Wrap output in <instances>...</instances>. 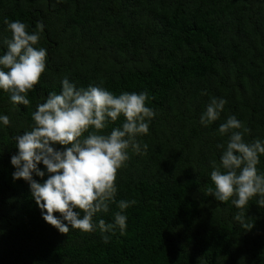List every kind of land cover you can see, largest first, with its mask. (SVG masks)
Instances as JSON below:
<instances>
[{
  "label": "trees",
  "instance_id": "1",
  "mask_svg": "<svg viewBox=\"0 0 264 264\" xmlns=\"http://www.w3.org/2000/svg\"><path fill=\"white\" fill-rule=\"evenodd\" d=\"M5 20L30 33L42 23L36 47L47 60L30 105L0 89V115L10 118L0 122V264H264L259 195L239 209L207 193L215 188L211 162L219 165L223 151L217 145L230 136L220 124L234 115L249 130L245 142L264 141V0H0V55L12 35ZM64 77L77 88L145 92L156 113L136 137L146 152L129 149L115 202L93 218L112 223L118 202L135 200L124 210L123 234L60 233L43 219L29 183L13 180L15 137L31 130V114L61 92ZM212 98L227 103L205 126L200 117ZM124 122L121 115L103 131ZM257 168L264 173V155ZM241 212L250 229L234 219Z\"/></svg>",
  "mask_w": 264,
  "mask_h": 264
},
{
  "label": "clouds",
  "instance_id": "2",
  "mask_svg": "<svg viewBox=\"0 0 264 264\" xmlns=\"http://www.w3.org/2000/svg\"><path fill=\"white\" fill-rule=\"evenodd\" d=\"M4 22L12 35L3 39L7 50L0 55V89L10 94L14 104L28 106L27 94L46 70L47 50L36 47L44 26L39 23L30 33L24 22ZM61 84V92L49 93L31 114V130L15 137L18 152L11 157L16 169L13 180L29 183L43 219L60 233L67 234L70 228L90 233L99 228L102 234H114L118 227L123 234L127 227L124 210L135 200H120L112 223L104 219L94 223L93 218L109 212L110 204L115 202L118 172L130 159L129 149L137 154L146 152L148 145L141 146L136 137L149 132V122L156 113L146 106L145 92L115 95L93 84L77 88L68 77ZM226 103L223 98H212L200 123L207 126L218 120ZM121 115L125 117L122 126L105 134L108 124ZM0 122L10 125L9 116L0 115ZM238 129L243 131H234ZM218 131L230 136L226 147L217 145L223 151L219 165L211 162L210 179L215 188H208L207 193L221 202L231 199L239 209L259 195L257 204L264 207V173L257 168L264 155V141L245 142L244 134L249 130L234 115L220 124ZM41 163L46 171L39 167ZM34 174L47 178L40 182ZM234 219L245 229L253 226L245 223L243 212ZM103 240L108 243L110 236L103 235Z\"/></svg>",
  "mask_w": 264,
  "mask_h": 264
}]
</instances>
